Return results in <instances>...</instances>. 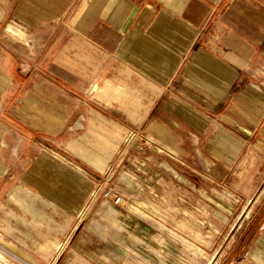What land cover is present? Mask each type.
<instances>
[{
	"label": "crops",
	"instance_id": "crops-1",
	"mask_svg": "<svg viewBox=\"0 0 264 264\" xmlns=\"http://www.w3.org/2000/svg\"><path fill=\"white\" fill-rule=\"evenodd\" d=\"M135 137L264 264V0H0V227L12 184L32 226L54 221L39 198L78 219Z\"/></svg>",
	"mask_w": 264,
	"mask_h": 264
},
{
	"label": "rangeland",
	"instance_id": "rangeland-1",
	"mask_svg": "<svg viewBox=\"0 0 264 264\" xmlns=\"http://www.w3.org/2000/svg\"><path fill=\"white\" fill-rule=\"evenodd\" d=\"M38 134L42 142H47L42 139L47 133ZM137 139L133 140L131 162L119 167L108 186L101 190L98 204L91 203L76 220H68L39 198L36 206L54 221L32 226L34 218L12 195L30 200L34 194L19 184H12L6 196L5 225L0 227V235L20 253L0 245L5 250H1L0 264H208L209 260L211 264H263L257 239H241L244 233L239 235L244 228L239 232L231 228L238 214L223 228L217 215L222 211L217 207L214 206L216 212H207L200 196L198 199L196 196L197 208L191 207L185 197L175 192L173 181L159 186L157 166L153 164H158L153 153L158 150L151 148L149 155L142 153ZM162 150L172 159L178 158L171 151ZM148 156L154 161L148 162L145 159ZM144 184L150 188L146 190ZM107 191L119 195L121 202L116 204L114 196L105 197ZM105 201L110 202L111 208L101 207ZM142 203L153 212L152 218H142L131 210V206ZM113 205L118 209L117 215ZM211 217L214 225L206 228L204 220ZM249 217L245 230L249 229L253 214ZM25 220L31 225L25 224ZM194 222L198 226L190 227ZM9 225L15 231L9 230ZM254 229L250 233L255 234ZM22 251L32 258L29 255L23 258Z\"/></svg>",
	"mask_w": 264,
	"mask_h": 264
},
{
	"label": "bare ground",
	"instance_id": "bare-ground-1",
	"mask_svg": "<svg viewBox=\"0 0 264 264\" xmlns=\"http://www.w3.org/2000/svg\"><path fill=\"white\" fill-rule=\"evenodd\" d=\"M131 210L137 214L140 215L144 218H152V211L148 208V206L146 204H141L138 206H131ZM0 245H2L3 247L10 249L14 252H17L18 254L20 253L19 250L17 248H15V246L11 245L10 243L6 242L4 239L0 238ZM23 258H29L28 255L23 254ZM208 264H211V260H209Z\"/></svg>",
	"mask_w": 264,
	"mask_h": 264
},
{
	"label": "built area",
	"instance_id": "built-area-1",
	"mask_svg": "<svg viewBox=\"0 0 264 264\" xmlns=\"http://www.w3.org/2000/svg\"><path fill=\"white\" fill-rule=\"evenodd\" d=\"M115 198V203L116 204H119L122 200V198L119 196V195H113V193L111 191H107L106 194H105V197L107 198H110V197H113Z\"/></svg>",
	"mask_w": 264,
	"mask_h": 264
}]
</instances>
